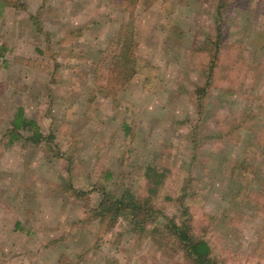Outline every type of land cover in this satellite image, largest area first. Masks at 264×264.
<instances>
[{"label": "rangeland", "instance_id": "1", "mask_svg": "<svg viewBox=\"0 0 264 264\" xmlns=\"http://www.w3.org/2000/svg\"><path fill=\"white\" fill-rule=\"evenodd\" d=\"M220 32L201 108L202 50ZM19 108L38 146L29 130L11 141ZM161 160L173 200L190 168L194 233L216 260L264 264V0H0V264H189L162 232L102 229L72 194H144Z\"/></svg>", "mask_w": 264, "mask_h": 264}, {"label": "trees", "instance_id": "2", "mask_svg": "<svg viewBox=\"0 0 264 264\" xmlns=\"http://www.w3.org/2000/svg\"><path fill=\"white\" fill-rule=\"evenodd\" d=\"M223 8H225L224 3L218 6L217 13L220 17L223 16ZM219 31L217 30V33ZM119 37L121 42H119L118 38L115 39L113 43L117 42L116 44L120 43L123 45L121 52L128 51V49L125 48L127 43L126 41L124 43L123 35ZM221 47L222 34L220 32L217 36H210L205 41V50H202L203 55L208 53L207 55H209L211 63L209 64V71L207 72L205 84L198 87L196 90L197 102L201 108H204V100L209 95V90L213 89L214 73L221 62V57L219 55ZM115 55V52H113V59ZM120 55L121 57H118V65L122 64L120 63L121 58L126 59L125 67L127 68V72L132 73L134 70V63L136 64L135 57L133 55H130V57L128 53L126 54L125 52ZM112 67H115L114 63ZM12 125L13 132L11 141L13 142L20 139L21 133L19 132H21V130H29L32 132L28 142L35 146H38L45 140L44 136L41 134L39 125L34 120H30L26 117L24 108H19ZM128 130L129 129H127V132L130 131ZM162 157H164V155ZM162 157H160V159ZM160 162L149 165L141 175L140 183L141 185L144 184V188L146 186L144 194L135 193L130 190L120 193H111L103 187L98 188L97 191L94 190V188L93 190L100 194V201L96 207H92L90 199H88V203L86 204L87 197L90 198L93 190L86 193L72 189V194L75 193V196L79 198V200L84 199L86 217L90 218L92 221H97L99 227L102 229L107 228L109 231L114 230L117 226L122 225V220L125 222L123 225H126L130 230L136 233L157 237L159 232H162L166 238L165 241L169 240L172 241V244L177 245V249L181 251L179 256L189 264H225L224 260H216L213 240L206 235L201 236V234H196V236L194 233L195 225H192V207L195 205L197 196L190 186V179L192 176L189 171L190 168L182 170V178L180 180L184 178L182 180L183 183L178 191L177 199L173 200L171 196L163 193L168 177L173 174V167L168 168L163 164L164 161L161 160ZM163 201H175L177 211L181 214V221L168 215L166 211H164Z\"/></svg>", "mask_w": 264, "mask_h": 264}]
</instances>
